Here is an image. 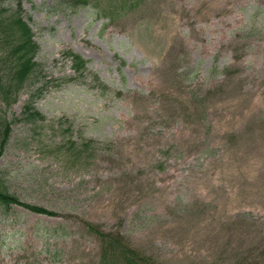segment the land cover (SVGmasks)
Masks as SVG:
<instances>
[{
  "label": "rangeland",
  "instance_id": "1",
  "mask_svg": "<svg viewBox=\"0 0 264 264\" xmlns=\"http://www.w3.org/2000/svg\"><path fill=\"white\" fill-rule=\"evenodd\" d=\"M86 1L0 0L38 45L0 182L56 214L0 210V264H101L88 225L154 264H264V0Z\"/></svg>",
  "mask_w": 264,
  "mask_h": 264
},
{
  "label": "trees",
  "instance_id": "2",
  "mask_svg": "<svg viewBox=\"0 0 264 264\" xmlns=\"http://www.w3.org/2000/svg\"><path fill=\"white\" fill-rule=\"evenodd\" d=\"M140 1L142 0H108L102 12L106 11L116 16L119 11L131 9ZM74 2L77 5L87 3L86 0H74ZM115 16L110 19H114ZM37 52L38 45L34 41L33 32L22 18L19 6L9 13L0 10V157L9 142L13 123L6 112L17 102L34 73L37 67L35 61ZM65 58L70 61L76 73L82 75L86 72L87 62L81 56L70 51L65 54ZM93 80L99 82L97 77ZM22 115L31 120L42 119L31 103L23 107ZM13 206L22 207L35 214L56 215L42 207L21 203L16 197L10 195L0 182V210L8 212ZM87 230L94 234L104 246L100 256L101 264H154L127 245L120 235L104 233L90 225L87 226Z\"/></svg>",
  "mask_w": 264,
  "mask_h": 264
}]
</instances>
